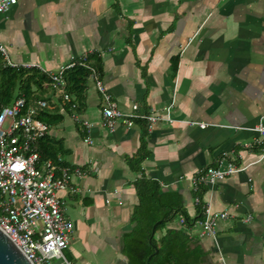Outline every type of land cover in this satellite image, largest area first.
I'll use <instances>...</instances> for the list:
<instances>
[{"label": "crops", "instance_id": "1", "mask_svg": "<svg viewBox=\"0 0 264 264\" xmlns=\"http://www.w3.org/2000/svg\"><path fill=\"white\" fill-rule=\"evenodd\" d=\"M0 43L13 61L48 73L94 52L122 110L135 103L138 113L161 112L174 101L172 122L136 119L110 130L90 76L79 110L49 81L33 99H46L60 116L42 136L58 147L56 160L41 161L81 170L58 192L73 223L64 249L71 264H128L124 235L134 225V182L142 176L181 199L166 228L184 231L190 246L201 248L199 264H264V145L253 128L264 114V0H17L0 12ZM75 113L91 121L89 129ZM227 160L248 166L199 192L202 205L228 212L212 238L194 220L200 207L191 178Z\"/></svg>", "mask_w": 264, "mask_h": 264}, {"label": "built area", "instance_id": "2", "mask_svg": "<svg viewBox=\"0 0 264 264\" xmlns=\"http://www.w3.org/2000/svg\"><path fill=\"white\" fill-rule=\"evenodd\" d=\"M16 1L0 0V12L8 10ZM91 52H84L78 60L88 69L89 76L94 79L103 98V125L113 130L117 122L130 126L136 119H146L149 122L175 120L171 115L173 100L163 106L161 112L138 113L136 112L138 106L135 103L132 104L130 111L120 109L99 76L97 68L87 60ZM75 63L76 60H73L48 73L36 63L13 61L8 48L0 43V70L19 67L40 68L50 77L47 84L62 89L63 99L69 103L71 109H75L77 105L73 97L63 90L64 71ZM46 107L47 101L44 98L27 101L23 96L16 97L9 104L0 103V228L32 264H54L53 258L58 260L56 264H71L64 255V249L68 246L73 223L65 215L63 201L58 192L68 188L72 172L80 175L81 170L78 167L71 170L67 166H56L52 160L40 161L35 143L47 133L49 125L39 119L38 114ZM74 118L85 129L92 125L88 118L79 113H75ZM186 122L202 128L208 125L198 120ZM253 128L260 135L258 143L264 145V114ZM85 141L91 142V139L86 136ZM247 166L248 164L241 165L230 160L216 166L209 165L191 178L192 189L197 192L205 185L244 170ZM57 167L61 173L59 176L55 174ZM72 190L75 191V188ZM199 201L200 197L195 196L194 202L197 204ZM201 214V218L197 220L200 232L216 238L218 224L228 217V212L213 210L209 204H205L202 205Z\"/></svg>", "mask_w": 264, "mask_h": 264}, {"label": "trees", "instance_id": "3", "mask_svg": "<svg viewBox=\"0 0 264 264\" xmlns=\"http://www.w3.org/2000/svg\"><path fill=\"white\" fill-rule=\"evenodd\" d=\"M92 65L98 67L95 53L87 56ZM176 61H173L172 71L176 70ZM0 103H11L16 97L23 96L31 101L44 92V83L49 81V76L40 69L32 68H2L0 70ZM89 76L88 69L76 60V63L64 71L65 86L74 100L78 102V110L83 103V92ZM38 118L47 124H55L60 119L57 114L51 113L48 108L38 114ZM45 137V136H44ZM44 137L38 140L40 161L47 158L56 160L57 148ZM144 154V153H143ZM142 153L136 156V163L143 158ZM134 186L138 195V203L133 207L131 221L134 222L132 229L124 235L123 251L128 258V264H199L204 258V253L198 245L190 246V240L186 233L176 228H166V224L182 209L181 199L171 191L162 190L160 185L151 179L138 177ZM203 188V187H202ZM199 189L195 196H199ZM199 215L194 218L199 220L202 216V202ZM183 211V210H182ZM187 225L193 224L192 220L185 215ZM155 231L151 236L152 226ZM160 236L156 233L162 230ZM155 249L157 251L155 252ZM150 256V257H149ZM149 257V259H148Z\"/></svg>", "mask_w": 264, "mask_h": 264}, {"label": "water", "instance_id": "4", "mask_svg": "<svg viewBox=\"0 0 264 264\" xmlns=\"http://www.w3.org/2000/svg\"><path fill=\"white\" fill-rule=\"evenodd\" d=\"M154 229L155 224L152 226L151 236L154 232ZM156 251L157 249H155V252ZM0 264H32L27 256L18 248V246L7 236V234L1 228Z\"/></svg>", "mask_w": 264, "mask_h": 264}, {"label": "rangeland", "instance_id": "5", "mask_svg": "<svg viewBox=\"0 0 264 264\" xmlns=\"http://www.w3.org/2000/svg\"><path fill=\"white\" fill-rule=\"evenodd\" d=\"M52 262H53L54 264H56V263L58 262V260L55 259V258H53V259H52Z\"/></svg>", "mask_w": 264, "mask_h": 264}]
</instances>
